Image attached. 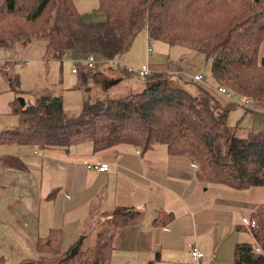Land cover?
Returning a JSON list of instances; mask_svg holds the SVG:
<instances>
[{"label": "trees", "instance_id": "obj_1", "mask_svg": "<svg viewBox=\"0 0 264 264\" xmlns=\"http://www.w3.org/2000/svg\"><path fill=\"white\" fill-rule=\"evenodd\" d=\"M98 8L105 18L86 22L74 0H0V46L44 39L45 56L58 49L74 56L109 57L129 48L144 28L149 40L201 52L215 86L264 105V54L258 56L264 0H99ZM83 74L78 81L85 84ZM142 77L140 91L85 100L73 114L63 109L61 95L39 94L24 105L14 99L10 109L18 121L0 130V141L67 147L91 139L94 150L123 142L146 150L162 142L171 154H189L195 176L203 182L239 188L264 185V128L238 134V124L227 120L236 104H221L189 75L156 69ZM179 79L193 86L179 85ZM140 214L134 206L117 207L107 220L109 235L88 247L82 235L62 249L60 229H53L39 238L37 249L56 253L55 258H27L15 264H110L113 234L138 221ZM241 227L254 243H237L232 264H264V201L253 207Z\"/></svg>", "mask_w": 264, "mask_h": 264}, {"label": "crops", "instance_id": "obj_2", "mask_svg": "<svg viewBox=\"0 0 264 264\" xmlns=\"http://www.w3.org/2000/svg\"><path fill=\"white\" fill-rule=\"evenodd\" d=\"M150 51L145 62L151 70L176 68L191 75L204 74L209 66L199 51L189 50L178 64ZM110 66L97 63L93 71L107 78ZM205 85L221 104L231 102L214 86ZM12 100L5 97L10 111ZM253 105H258L253 110L264 113L263 104ZM89 143L38 149L29 143L0 141L1 264L38 259L33 256L39 252L38 240L53 229H60L62 249L85 237L87 230L88 235L92 230L108 236L110 228L97 232L95 223H105L119 206H134L141 214L138 221L113 234L110 264L233 263L235 245L245 242L241 219L264 201V185L239 188L203 182L196 178L189 154L171 156L167 149L169 154H157L156 148L144 151L135 146L133 150L124 142L94 150ZM88 161H105L109 167L97 170L88 167ZM194 245L203 252L199 260L190 254Z\"/></svg>", "mask_w": 264, "mask_h": 264}, {"label": "rangeland", "instance_id": "obj_3", "mask_svg": "<svg viewBox=\"0 0 264 264\" xmlns=\"http://www.w3.org/2000/svg\"><path fill=\"white\" fill-rule=\"evenodd\" d=\"M74 5L80 17L86 22L100 21L105 18V12L98 8L99 0H74ZM148 45L151 47L150 53L152 55H163L164 58H168L166 60H175L176 64L184 61V57L189 50H194L184 45L171 44L158 39H150ZM44 52V39H34L27 44L21 45L14 44L10 48H0V130L14 127L17 123V114L10 111L8 104L5 102V97L9 95L11 99L13 98L18 101H20L19 97H23L27 104L33 103L39 94L61 95L63 109L65 112L73 114L81 108L85 100L92 101L96 99H105L106 97H115L125 94L128 91H140L144 87V78L142 76L137 75L135 72H127L126 69H124L125 66H138L147 59V37L144 28L138 31L129 48L121 52L120 59L122 64L119 66L108 64L111 65L110 67L112 69L110 70L111 72L109 71L110 73H108L107 78L98 71L95 73L96 70L93 71V69L82 71L80 74L72 73L68 58L63 60L56 59L54 57H48L47 55L45 56ZM263 54L264 37L259 44L258 56L261 57ZM173 69L176 68H168V71L176 76L182 74ZM13 73L18 75L13 78V82L11 83L10 77ZM82 74L83 76H88L87 84H82L83 82H81V80L76 81L78 75ZM185 76L188 77L187 74H185ZM17 78L19 80L18 84L15 83ZM175 81L179 85H185L188 88L193 86L184 83L180 79ZM202 83L210 84L215 87L214 81L208 72V66L204 70ZM3 88L6 90L1 91ZM2 94H6V96ZM231 95L237 102L243 101V97L236 96L233 93ZM252 106L258 105L243 106L236 104V106L230 110L227 120L233 125L238 124V134L245 135L248 130H259L264 128V113L256 112V110L252 109ZM250 112H252L251 115ZM13 121L15 122L14 125L12 124ZM79 142H76V144H78L75 145L76 147L89 145V142L92 143V140L85 139ZM124 144L130 146L133 150L136 149L129 143ZM30 145L38 149L42 148L39 145ZM165 146V143L158 142L147 150L156 148L153 152L157 154H167L168 152ZM169 155L175 156V154L171 153ZM220 184L224 185L223 183ZM107 220L108 219H105L106 222L102 224L100 221L95 223L97 232L101 231L103 227L110 228L109 224H111V221ZM90 222H92V219H90ZM106 224L108 225L106 226ZM240 224L245 225L246 223L241 219ZM244 229L245 232H242V241L246 242V240H249V242L254 243L251 233L246 230V228ZM92 232L93 231L90 230L88 235V230L86 231L85 237H83L82 240L83 245L92 246L94 244L93 242L100 237V235L96 233L92 234ZM70 240H72L71 237ZM66 246V243L62 244L63 248ZM56 255V253L42 251L33 254V256L38 259H53ZM15 260L16 259L12 262H16Z\"/></svg>", "mask_w": 264, "mask_h": 264}, {"label": "built area", "instance_id": "obj_4", "mask_svg": "<svg viewBox=\"0 0 264 264\" xmlns=\"http://www.w3.org/2000/svg\"><path fill=\"white\" fill-rule=\"evenodd\" d=\"M148 43H150L149 39H147V51H150L151 47L150 45H148ZM47 56L61 60L68 58L71 66V71L74 73H78L81 69L82 70L94 69L97 63H104V64L106 63V64H113L118 66L122 64L120 59L121 53L112 54L109 57H98L94 53H87L85 55L74 56L69 54V52L66 50L60 51L58 49H53L49 52ZM125 69L127 72H135L137 75H141V76L146 75L152 71L147 62H144L138 66H125ZM191 77L193 80L197 82L200 83L203 82V74L200 72L191 74ZM215 89L222 94H226L230 98V101L234 104H239L243 106L254 104V100L249 96H241L243 97V101L237 102V100H235V98L231 95L232 93L225 86L218 85L215 86ZM235 95L239 96L237 94ZM86 164L88 167H92L101 171L107 170L109 167V164L105 161H95V162L88 161L86 162ZM193 167H195V163H193ZM242 220L244 223L247 222L246 217H242ZM190 254L192 258L195 260H199L203 256V252L200 249H198V247L195 245L192 246Z\"/></svg>", "mask_w": 264, "mask_h": 264}, {"label": "water", "instance_id": "obj_5", "mask_svg": "<svg viewBox=\"0 0 264 264\" xmlns=\"http://www.w3.org/2000/svg\"><path fill=\"white\" fill-rule=\"evenodd\" d=\"M19 100H20V103H21L22 105L25 104V99H24L23 97H19Z\"/></svg>", "mask_w": 264, "mask_h": 264}]
</instances>
